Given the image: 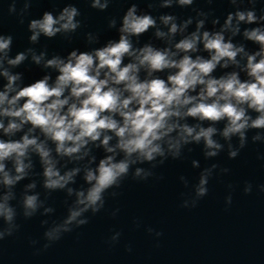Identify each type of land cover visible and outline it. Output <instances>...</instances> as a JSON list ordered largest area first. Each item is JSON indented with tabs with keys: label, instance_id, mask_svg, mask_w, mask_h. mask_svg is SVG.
<instances>
[{
	"label": "clouds",
	"instance_id": "clouds-1",
	"mask_svg": "<svg viewBox=\"0 0 264 264\" xmlns=\"http://www.w3.org/2000/svg\"><path fill=\"white\" fill-rule=\"evenodd\" d=\"M89 2L103 12L113 0ZM228 2L233 10L223 18L214 7H199L197 0H153L147 9L131 2L122 16L108 19L117 37L101 43L99 32L88 31L89 46L67 54H50L47 46L35 45L41 37L72 40L84 26L74 3L31 18L32 46L15 54L14 36L0 33V241L19 232L21 214L25 219L54 214L49 203L54 192L75 199L63 219L41 220L46 226L43 250L87 225L89 213L104 210L108 197L117 198L130 176L148 181L169 159H187L193 145L202 147L205 160H213L225 151L237 158L249 139L264 143V0ZM32 4L11 0L8 11L23 24ZM175 7L195 14H153ZM149 32L152 37L142 41ZM26 62L42 75L26 81L18 70ZM258 159L264 160V153ZM191 164L200 169L198 180L179 177L189 190L181 194V207L187 209L209 194L213 177L231 171L219 163L202 167L199 159ZM78 178L84 181L79 187ZM227 187L230 207L235 188ZM255 187L264 192V184ZM253 190L246 181L243 192ZM119 212L115 208L111 215ZM134 223L142 226L139 217ZM146 231L157 244L164 236L152 226ZM122 234L113 230L106 242L114 246ZM127 251H133L131 244Z\"/></svg>",
	"mask_w": 264,
	"mask_h": 264
},
{
	"label": "water",
	"instance_id": "water-1",
	"mask_svg": "<svg viewBox=\"0 0 264 264\" xmlns=\"http://www.w3.org/2000/svg\"><path fill=\"white\" fill-rule=\"evenodd\" d=\"M131 2L147 9V4L153 0H113L108 10L103 12L92 8L89 0H33L30 16L21 24L18 17L8 11L11 0H0V33L14 36L15 54L32 46L27 27L31 18H38L45 10H59L67 3H74L81 10L84 26L73 35L72 40L59 35L53 39L41 37L35 47L47 46L50 54H67L75 47L84 50L89 46L88 31L99 32L101 43L118 36L115 29L108 28V19L122 16ZM197 5L205 10L214 7L215 15L222 18L233 10L228 0H215L213 5H208L207 0H197ZM21 6L22 3L18 4V8ZM169 11L185 18L195 14L191 8L180 7L158 9L153 14ZM208 26L211 27V24ZM151 37L149 32L142 37V41ZM248 46L255 48L251 42ZM18 70L24 72L26 81L42 75L41 69L29 62ZM192 147L194 150L186 153L187 159H169L154 170L156 175L148 181H137L130 176L119 189L117 198L108 197L104 210L96 215L89 213L91 218L87 225L65 234L60 241L43 250L46 226L41 224V220L49 219L51 223L53 219H63L75 199L66 197V192H54L49 200L56 209L54 214L37 215L31 219H25L22 214L18 216L19 232L0 241V264H264V192L255 187L264 184V160L258 159V153H264V143H252L249 139L248 146L235 159H230L225 151L213 160H205L202 147ZM100 155H103L102 151L98 152ZM192 159H199L202 167L219 163L231 171L213 177L209 194L200 200L197 207L187 209L181 207L184 198L181 194L189 190L179 177L187 176L192 183L198 180L200 169L192 167ZM246 181L254 185L251 194L243 192ZM81 183L84 181L78 178L77 187ZM228 184L235 188L230 207L225 204V197L230 191ZM22 187L23 184L18 186V193ZM115 208H119L120 212L114 218L111 212ZM137 217L142 220L139 228L134 223ZM146 226L164 232L159 244L146 231ZM113 230L123 234L118 244L110 246L106 241ZM32 239L41 243L33 246ZM129 244L132 245V252L127 251ZM37 248L42 250L37 252Z\"/></svg>",
	"mask_w": 264,
	"mask_h": 264
}]
</instances>
